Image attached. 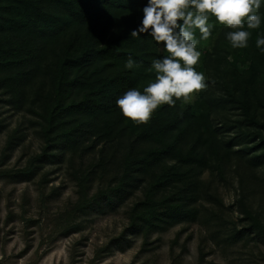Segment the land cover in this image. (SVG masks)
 I'll return each instance as SVG.
<instances>
[{
  "label": "trees",
  "instance_id": "16d2710c",
  "mask_svg": "<svg viewBox=\"0 0 264 264\" xmlns=\"http://www.w3.org/2000/svg\"><path fill=\"white\" fill-rule=\"evenodd\" d=\"M145 2L0 0V100L31 114L42 139L23 169L0 170V177L25 182L46 177L41 171L47 166L78 168L73 178L80 196L66 215L79 216L67 223L68 232L83 229L87 212L126 208V233L113 246L134 235L148 252L155 234L218 218L224 200L214 178L226 180L237 166L248 180L264 167V54L255 46L264 24L252 31L246 49H232L227 29L217 25L198 45L199 71L213 77L216 88L193 103L163 105L138 125L121 115L115 101L129 88L142 91L154 79L152 60L166 55L151 37L131 35ZM233 54L245 69L231 70ZM129 56L138 65L133 70L124 67ZM25 135L14 128L2 155H11ZM206 171L211 178H204ZM243 195L240 210L250 222L245 230L264 239L261 214ZM245 234L235 229L225 238ZM171 255L178 264L174 245Z\"/></svg>",
  "mask_w": 264,
  "mask_h": 264
},
{
  "label": "rangeland",
  "instance_id": "374dc122",
  "mask_svg": "<svg viewBox=\"0 0 264 264\" xmlns=\"http://www.w3.org/2000/svg\"><path fill=\"white\" fill-rule=\"evenodd\" d=\"M230 62L231 70L245 69L236 54L231 55ZM200 64L196 66L198 71ZM33 119L31 114L24 116L0 100V170L15 173L41 150L42 139ZM18 127L26 134L24 143L11 155L6 150L3 156L9 133ZM75 169L47 166L41 171L48 172L46 177L41 174L25 182L15 176L0 177V264H172V245L178 264H264V239L247 233L250 222L239 202L247 192L246 202L261 214L264 224V167L251 179L245 176L248 180H242L245 169L237 166L226 172V180L214 178L224 200V207L217 210L218 218H205V225L187 224L155 234L148 252L141 250L142 241L134 235L130 243L113 246V241L126 233V208L109 214L87 212L82 215L83 229L68 232L67 223L79 216L78 212L72 219L66 215L80 196L73 178L78 171ZM204 178H211L208 171ZM235 229L246 234L238 240L225 238Z\"/></svg>",
  "mask_w": 264,
  "mask_h": 264
},
{
  "label": "clouds",
  "instance_id": "9594fccd",
  "mask_svg": "<svg viewBox=\"0 0 264 264\" xmlns=\"http://www.w3.org/2000/svg\"><path fill=\"white\" fill-rule=\"evenodd\" d=\"M262 7L264 0H146L131 35L151 37L166 55L152 60L149 71L154 79L142 91L129 88L117 97L121 115L138 125L147 124L163 105L191 102L214 84L196 67L202 55L200 41H207L221 25L232 49L248 48L252 31L264 24ZM255 46L264 54V34L257 33ZM124 67L133 70L138 65L129 56Z\"/></svg>",
  "mask_w": 264,
  "mask_h": 264
}]
</instances>
